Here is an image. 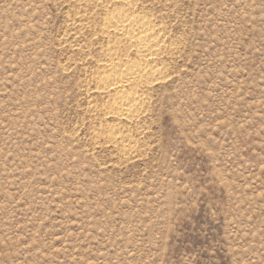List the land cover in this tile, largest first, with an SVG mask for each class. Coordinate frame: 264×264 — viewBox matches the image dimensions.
Segmentation results:
<instances>
[{
    "label": "rangeland",
    "instance_id": "1",
    "mask_svg": "<svg viewBox=\"0 0 264 264\" xmlns=\"http://www.w3.org/2000/svg\"><path fill=\"white\" fill-rule=\"evenodd\" d=\"M100 1L0 0V264H264V0L145 3L173 50L126 125Z\"/></svg>",
    "mask_w": 264,
    "mask_h": 264
},
{
    "label": "bare ground",
    "instance_id": "2",
    "mask_svg": "<svg viewBox=\"0 0 264 264\" xmlns=\"http://www.w3.org/2000/svg\"><path fill=\"white\" fill-rule=\"evenodd\" d=\"M151 1L154 0L100 1L104 54L91 75L96 86L88 88L86 93L91 98H107L102 107L90 99L92 111L100 112L106 119L113 117L123 125L143 116L147 93L167 78L163 54L173 48L166 28L145 8L144 4ZM85 17L83 14V20ZM79 27L74 25L75 29ZM117 127L98 128L95 135L105 136L108 142L121 145L120 150L127 153V147H133L131 137L124 133L123 127Z\"/></svg>",
    "mask_w": 264,
    "mask_h": 264
}]
</instances>
